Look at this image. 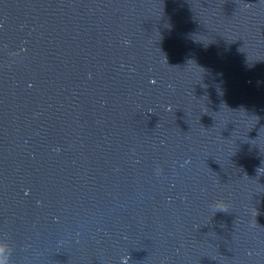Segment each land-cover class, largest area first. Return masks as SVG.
I'll use <instances>...</instances> for the list:
<instances>
[{
  "label": "water",
  "instance_id": "95a60500",
  "mask_svg": "<svg viewBox=\"0 0 264 264\" xmlns=\"http://www.w3.org/2000/svg\"><path fill=\"white\" fill-rule=\"evenodd\" d=\"M10 264H264V0H0Z\"/></svg>",
  "mask_w": 264,
  "mask_h": 264
},
{
  "label": "clouds",
  "instance_id": "9594fccd",
  "mask_svg": "<svg viewBox=\"0 0 264 264\" xmlns=\"http://www.w3.org/2000/svg\"><path fill=\"white\" fill-rule=\"evenodd\" d=\"M12 248L6 240H0V264H10Z\"/></svg>",
  "mask_w": 264,
  "mask_h": 264
}]
</instances>
